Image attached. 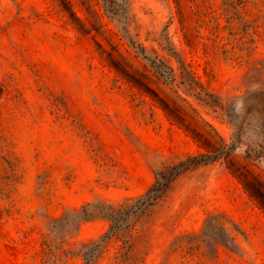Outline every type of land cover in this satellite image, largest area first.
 I'll return each instance as SVG.
<instances>
[{"label":"rangeland","instance_id":"rangeland-1","mask_svg":"<svg viewBox=\"0 0 264 264\" xmlns=\"http://www.w3.org/2000/svg\"><path fill=\"white\" fill-rule=\"evenodd\" d=\"M114 1L0 0V264H264V0Z\"/></svg>","mask_w":264,"mask_h":264},{"label":"trees","instance_id":"trees-1","mask_svg":"<svg viewBox=\"0 0 264 264\" xmlns=\"http://www.w3.org/2000/svg\"><path fill=\"white\" fill-rule=\"evenodd\" d=\"M111 3H114V4L118 3V5L121 4L120 1L116 2L114 0H111ZM118 11H119L118 9L115 10V13H119ZM120 17H122V14H120ZM136 47L141 53L142 52L144 53L146 49L145 46H141L140 44L137 45ZM146 57H149V56H146ZM150 59H151L152 64L157 69V71L164 74L165 70L162 68L160 63L157 60H154L152 58ZM216 157L217 155L201 154L198 156H193L192 158H190V161L193 164H197L202 161L207 162L209 160L216 159ZM183 166H184V163L176 166L175 170L172 172V174H170V176H168L167 180L159 177L144 194L140 195L139 198L137 197L135 199L134 203H127L125 206H120L118 208H115L113 205H111L110 208H108L105 212H103V215L107 216L112 221L111 230H116L120 228L121 227L120 223L127 220V218L129 217L131 213H136L139 210L143 212L145 208L154 204L158 200V198H160V196H162V194L168 188L169 181L173 180L177 175L181 173ZM85 211H86V207H85ZM225 221L226 220L223 218V214L215 213L211 215L209 219V224L215 223L217 226L215 225L214 228L217 231H219V233L222 231V234L221 235L219 234V235L222 237V240L224 241V243L230 246L231 245L234 246L233 236L225 235V229H227L226 226H224Z\"/></svg>","mask_w":264,"mask_h":264}]
</instances>
